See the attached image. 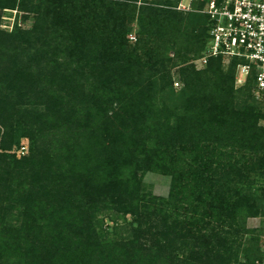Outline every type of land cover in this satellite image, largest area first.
Masks as SVG:
<instances>
[{"label": "trees", "instance_id": "trees-1", "mask_svg": "<svg viewBox=\"0 0 264 264\" xmlns=\"http://www.w3.org/2000/svg\"><path fill=\"white\" fill-rule=\"evenodd\" d=\"M63 1L51 3L49 13L64 30L74 12L58 10ZM88 1L97 0H83L84 7ZM158 1L141 6L132 55H126L117 25L104 40L76 27L62 45L69 49L64 70L58 49L47 45L36 55L52 64L50 72L35 77L36 71L22 70L9 85L4 74L10 69L2 63L16 61L25 45L20 31L0 30V112L15 105L8 100L18 87L22 96L34 95L36 108L46 104L45 115L58 130L60 122L83 124L76 143L58 152L63 161L56 169L48 151L18 159L0 149V264L263 262L264 205L246 194L229 200L216 190L230 175L242 181L256 167L264 169L263 107L250 85L235 88L236 62L225 69L221 59L205 70L183 67L178 81L184 87L173 92L176 106L158 102L164 87L175 83L165 78L167 64L190 61V51L199 59L209 37L207 15L183 14ZM7 2L2 8L13 9L16 0ZM116 17L123 31V16ZM147 67L165 71L160 90ZM91 80L96 84L83 94ZM241 98L254 106L238 107ZM261 151L251 164L247 155ZM139 159L144 172L171 177L168 198L143 192ZM118 219L129 226L126 239L110 236ZM250 219L260 221L253 227Z\"/></svg>", "mask_w": 264, "mask_h": 264}, {"label": "rangeland", "instance_id": "rangeland-1", "mask_svg": "<svg viewBox=\"0 0 264 264\" xmlns=\"http://www.w3.org/2000/svg\"><path fill=\"white\" fill-rule=\"evenodd\" d=\"M56 1L57 0H16L15 5H10V7L13 6L11 7L13 9H6L2 7L3 4L8 3L7 0H0V30L6 34H12L14 32L20 31V35L23 36L22 43L25 45L23 46V54L19 56L16 61H13V58L12 61H3L2 63V68L9 66L10 69L9 75L4 74L7 85H9V81L13 80L15 75L22 70L28 71L32 69L33 71H36L35 77H40L43 73L50 72L52 64L47 63V59L45 57L43 58V54L36 55L37 52H40V50H42L44 47L47 48V45H51L50 51L58 49L57 52H55L56 54H53L56 56H61L57 60V63H60L62 67L61 69L64 70L66 67L64 59H66V55L69 52L68 46H66L69 42V37L65 38V36L67 32L71 33V30L76 27H79V32L84 33L86 30L99 39L101 38L104 40L108 34L111 33L112 35V27L117 25L116 27L119 28L123 36H125L122 39L125 43L126 55H132L131 52L134 51V49L136 50L137 45L136 42L140 28L138 18L142 12L141 6L145 5L146 2H152L153 0H97L98 2L96 1V3H94V1H88L89 3L86 5V7H84L82 4L83 0H64L63 2H60L62 3V9L58 10L63 12L67 11V13L74 12V15L71 16V20H68L70 23L65 26V31L60 25H56L52 15L53 13H49L51 9V3H56ZM155 1L159 2L158 0ZM162 1H168L170 4L167 6H170V8L176 12L183 14H201L196 11V8L200 2L203 3V1ZM180 3L183 4L182 6H186L187 8L190 7L191 10L189 9V11H182V8L180 10ZM165 4L166 3L163 2L161 3L163 6ZM163 6H161V8ZM111 11L115 13L110 15ZM116 14L117 16H123V31L121 30V25H119L121 20H117ZM63 44H66L64 48L62 46ZM64 49H67V52H65ZM116 49L118 50L119 48ZM43 51H45V49ZM194 54L195 53L193 51L188 52L189 59L191 60L181 62L180 65L175 66L171 63L167 64V69L169 71H167L165 78L172 77L174 82L179 84L176 85L174 83L173 89L170 86H165V91L159 93L158 102L163 99V101L170 106H176L178 98L175 97L173 92L179 94V92L184 87V83L178 81V76L183 67L193 65L198 71L206 69V67L201 69L199 67L197 68L196 64L194 63L195 60L193 59ZM144 60L146 59L142 58V61ZM222 64L224 65L223 67L225 69L229 66L228 63ZM73 69L74 68L72 66L67 72L71 73L73 72ZM147 71L153 75L152 78L156 85L155 89L160 90V88L163 87L165 83L162 81V79H160L159 75H164L165 71L149 67H147ZM107 76L111 75L107 74ZM100 80H103V78H100ZM91 82V85L89 82L85 83L83 94H87L88 92L90 93L91 88L94 86V84H96L94 80H91ZM14 90V92H16V98L14 97V99L12 98L8 101L15 103V105L11 107L7 106L5 109L8 110H2L0 112V117L4 122L3 127L0 128V133H5L6 136V139H3L2 136H0V149L3 147L8 148L9 153L16 154L18 159L30 156L33 151H48V153H51L53 158L52 163L56 169L57 166L63 161V158L58 152L69 147V145L76 143V140L81 133L79 128L83 124L80 125L77 120H73L72 123L67 122L66 124H61L62 122H60L57 124L63 126V128L58 130L57 127L48 121V118L45 115L46 112H48L46 104L37 107V110L35 107L36 98L34 95L30 96L29 98L28 96H22L19 94L20 91L21 93H24V91H19L18 87H14ZM5 92H7V90H3V93ZM81 92L82 91L80 89L79 96ZM97 95L99 96V94ZM83 100L86 101V99ZM239 100L240 99H238V107H241L242 105H248L251 107L254 106L252 101H249L246 105L242 104L244 102L242 101V98L240 101ZM83 123L87 122L83 119ZM2 139L3 142L1 143ZM262 155L263 151L257 155L249 154L247 156L250 160L249 162L253 164L254 162L258 161ZM141 159L138 161L140 167L137 171V177L141 182V189L143 192L147 194H153L157 197L168 198L171 190V177L153 172H144V163ZM199 172H201L203 175L202 168H199ZM237 178L235 175L226 177L224 182L219 185L216 190H219V192H221L223 196L229 200L236 199L238 194H246L258 201L259 204L264 205V169L258 171L256 167L255 171L250 173L247 178L242 181H238L239 179ZM117 221V233L116 235L110 234V236L117 240L128 238L130 236L129 226L126 225L121 219H118ZM259 221L260 219H250L249 226L256 227ZM259 247L263 254V262L261 264H264V236L260 239Z\"/></svg>", "mask_w": 264, "mask_h": 264}, {"label": "built area", "instance_id": "built-area-1", "mask_svg": "<svg viewBox=\"0 0 264 264\" xmlns=\"http://www.w3.org/2000/svg\"><path fill=\"white\" fill-rule=\"evenodd\" d=\"M200 1L196 11L208 16L209 37L194 63L201 69L211 60L228 65L235 61V88L250 85L254 100L264 110V0ZM182 5L180 10L189 11ZM260 125L264 126V119Z\"/></svg>", "mask_w": 264, "mask_h": 264}]
</instances>
